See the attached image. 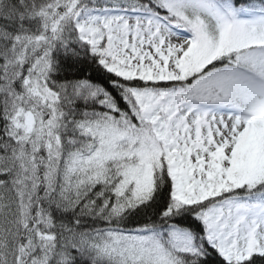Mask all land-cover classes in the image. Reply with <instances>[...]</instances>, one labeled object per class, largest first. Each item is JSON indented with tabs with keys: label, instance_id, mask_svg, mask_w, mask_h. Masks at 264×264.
<instances>
[{
	"label": "snow or ice",
	"instance_id": "obj_1",
	"mask_svg": "<svg viewBox=\"0 0 264 264\" xmlns=\"http://www.w3.org/2000/svg\"><path fill=\"white\" fill-rule=\"evenodd\" d=\"M0 264H264V0H0Z\"/></svg>",
	"mask_w": 264,
	"mask_h": 264
}]
</instances>
